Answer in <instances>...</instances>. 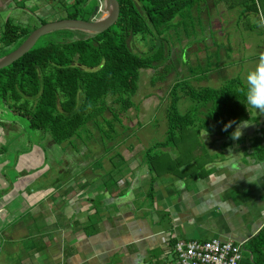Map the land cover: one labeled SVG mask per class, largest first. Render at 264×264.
Returning a JSON list of instances; mask_svg holds the SVG:
<instances>
[{"label":"rangeland","instance_id":"rangeland-1","mask_svg":"<svg viewBox=\"0 0 264 264\" xmlns=\"http://www.w3.org/2000/svg\"><path fill=\"white\" fill-rule=\"evenodd\" d=\"M99 1L103 4V0ZM261 1L256 0L257 9L251 7L250 0L201 1L196 8H192L190 24L184 26L175 22L174 26L168 30L172 47L170 68L160 67L159 72L153 68L140 69L137 88L131 96V107L121 111L118 104L113 103L108 97L109 108L101 116L86 123L77 134L59 145L53 143L48 135H42L30 129L26 121L12 116L0 104V118L11 119L15 122L8 127L0 126V147H3V150H0V216L2 217L8 209L13 211L17 203L21 206L25 195H31L34 188L39 190L40 187L49 183L59 187L70 179L79 181L80 177H85L87 182L93 181L99 165L105 166H101L103 171L110 167L109 157L113 152L116 154L122 151L128 157L138 156L137 159L142 160V167L146 166L147 169L150 166L156 169V165H159L158 162L162 160L164 163L162 170L171 169L172 172L168 173L176 179L193 175L199 164L209 159L212 162L205 163V167L201 170L205 172L204 176L207 174V169L212 171L222 162L231 163L230 159H233L235 163L237 161L238 165H241L243 158L245 160L252 158L249 153L250 139L257 129L264 125V115L251 108L249 116L258 117L260 125L250 120L240 121L248 124V127L242 130L244 140H227L213 132H207L206 135V131L201 130L195 135V142L191 146H188L185 141L181 145L175 144V147L162 146L152 149L148 153L150 156H147L146 150L165 137L171 87L174 82L184 79L195 88L219 87L225 79L232 76H239L244 82L247 72L255 67L258 54L264 52V21L261 15ZM25 8L27 11L21 13L24 20L20 23L14 18V13L7 11L0 13V35L7 17L16 24L38 25L39 19L33 16V8ZM60 8V6L54 7V11L43 19L48 22L61 18L64 13ZM178 19L180 17L176 18ZM46 37L47 35L41 36L37 41L38 44ZM132 43L136 51H147L153 44V40L150 35H137ZM14 46L7 47L5 51H12ZM3 52L4 48L0 43V55ZM206 64L210 69L204 75L199 74L200 71L192 74L189 70V67L199 68ZM176 92L178 109L184 112L193 104V101L184 94L181 88H177ZM237 111L239 115H242L240 109ZM113 112L118 116L117 119L113 118ZM105 120L112 122L114 131L117 133L116 140L106 137L105 131L109 130H107ZM237 124L232 127L233 131ZM109 132L112 133V131ZM191 142L192 140L189 143ZM226 142L229 143L228 146ZM189 147L193 152L186 153L185 150ZM231 155L234 156L230 157ZM119 158H114L112 161L116 168ZM167 162L169 164L165 166ZM229 163L227 164L230 166ZM149 171L151 176L155 177L154 173ZM116 173L117 169L107 172L103 180L112 183L118 177ZM61 190L62 188H58V193ZM66 193L70 194L72 190H67ZM254 199L256 198L252 194L247 196L245 215L258 214H253L256 211L252 202ZM41 207L44 208L45 204ZM27 214L15 220L12 219L11 225L14 222L25 223L36 219ZM263 217L264 214L258 215L255 222L262 220ZM252 218L249 220L251 221ZM0 251L7 252L3 246ZM248 258H250V253L243 251L239 264H250ZM171 259L172 256L167 255L158 263L168 264Z\"/></svg>","mask_w":264,"mask_h":264},{"label":"trees","instance_id":"trees-1","mask_svg":"<svg viewBox=\"0 0 264 264\" xmlns=\"http://www.w3.org/2000/svg\"><path fill=\"white\" fill-rule=\"evenodd\" d=\"M201 1L204 0H119L118 19L101 32L63 28L44 34L47 37L41 43L36 42L28 52L0 69V104L12 116L26 121L30 129L48 135L55 144L63 143L109 108L108 97L118 104L121 111L131 107V96L137 88L140 69L153 68L159 72L160 67L170 68L172 47L168 30L175 22L184 26L190 24L192 8H196ZM60 2V10L64 13L61 18L92 20L100 15L95 10L99 3L97 0ZM250 2L251 7L257 9L256 0ZM261 6L264 21V0ZM177 17L180 19L176 20ZM45 22L39 19L38 25L28 26L6 19L0 35L4 48L0 57L10 52L5 51L7 47H17ZM137 35L152 37L153 44L147 51L132 52L130 43ZM209 69L207 64L199 68L189 67L192 74L200 71L201 75ZM177 88H181L193 101L184 112L179 111L177 106ZM242 88H246V85L239 76L229 77L215 88H195L184 79L174 82L165 137L146 150L147 156H150L148 153L152 149L162 146L181 145L184 141L191 146L195 142V135L201 130L231 140L232 127L238 122L250 120L260 125L258 117L249 116L250 107L247 110ZM238 109L242 115H239ZM112 114L113 118H118L115 112ZM10 121L13 122L0 118V126L8 127L15 123ZM229 121L235 123L223 131L224 124ZM105 122L107 130L112 131H105L106 137L116 140L117 133L112 122ZM257 132L260 135L256 134L250 139L249 153L255 162H264V125ZM239 140H244V137ZM185 152L193 150L189 147ZM116 156H112L111 163ZM158 163H155L156 169L154 166L148 168L155 178L161 176L162 171L163 174L172 172L171 169L162 170V160ZM203 168V163L199 164L193 175L187 178L203 177ZM244 247L251 254L248 263L264 264V225L244 243Z\"/></svg>","mask_w":264,"mask_h":264},{"label":"crops","instance_id":"crops-1","mask_svg":"<svg viewBox=\"0 0 264 264\" xmlns=\"http://www.w3.org/2000/svg\"><path fill=\"white\" fill-rule=\"evenodd\" d=\"M52 1L0 0V13H14L20 23L25 7H32L33 16L43 19L62 0ZM116 154L109 159L120 157L117 168L111 163L103 171L99 165L93 181L80 177L59 187L49 183L24 194L21 206L6 210L0 216V248L7 252L0 251V264H160L171 255L170 264L176 240L245 243L264 225V217L255 222L264 214V162L245 157L238 165L230 159V166L222 162L203 177L176 179L165 173L155 178L138 156ZM115 169L118 177L112 183L103 180ZM250 194L257 215H245ZM24 214L36 219L11 225Z\"/></svg>","mask_w":264,"mask_h":264},{"label":"water","instance_id":"water-1","mask_svg":"<svg viewBox=\"0 0 264 264\" xmlns=\"http://www.w3.org/2000/svg\"><path fill=\"white\" fill-rule=\"evenodd\" d=\"M95 10L99 12L100 15L94 17L92 20L81 18H58L56 20L48 21L39 25L16 48L0 57V69L10 65L15 60L20 58L36 44L41 36L53 30L63 28H77L92 32H101L107 29L109 26L115 23L119 17L120 2L119 0H103L101 7H97ZM130 46L132 52L135 53L136 50L133 48L132 42L130 43Z\"/></svg>","mask_w":264,"mask_h":264},{"label":"built area","instance_id":"built-area-1","mask_svg":"<svg viewBox=\"0 0 264 264\" xmlns=\"http://www.w3.org/2000/svg\"><path fill=\"white\" fill-rule=\"evenodd\" d=\"M101 4L97 7H101ZM169 239L168 236L164 240ZM172 251L174 259L170 264H239L242 252H249L244 247V242L219 238L176 240Z\"/></svg>","mask_w":264,"mask_h":264},{"label":"clouds","instance_id":"clouds-1","mask_svg":"<svg viewBox=\"0 0 264 264\" xmlns=\"http://www.w3.org/2000/svg\"><path fill=\"white\" fill-rule=\"evenodd\" d=\"M244 82L246 88H242L241 91L245 95L247 110L250 107L257 110L261 115H264V52L258 54L255 67L247 72ZM233 123L235 121H229L227 124H224L222 130L227 131L232 127ZM246 127H248L247 123L240 122L237 124L235 130L230 134V138L233 141L239 140L243 135L242 130Z\"/></svg>","mask_w":264,"mask_h":264}]
</instances>
